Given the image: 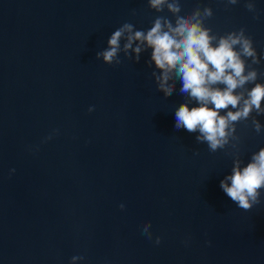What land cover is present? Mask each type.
<instances>
[{
    "label": "water",
    "instance_id": "95a60500",
    "mask_svg": "<svg viewBox=\"0 0 264 264\" xmlns=\"http://www.w3.org/2000/svg\"><path fill=\"white\" fill-rule=\"evenodd\" d=\"M198 3L214 32L244 27L264 55V0L258 18L244 0L183 10ZM162 14L147 0H0V264H264V196L238 208L220 188L231 146L212 153L174 127L179 82L157 90L151 50L96 59L123 22ZM237 133L246 163L264 132Z\"/></svg>",
    "mask_w": 264,
    "mask_h": 264
},
{
    "label": "clouds",
    "instance_id": "9594fccd",
    "mask_svg": "<svg viewBox=\"0 0 264 264\" xmlns=\"http://www.w3.org/2000/svg\"><path fill=\"white\" fill-rule=\"evenodd\" d=\"M239 2L226 0L225 7ZM244 7L258 18L256 0H244ZM147 8L156 13L167 10L170 15L154 16L148 28L137 29L133 23L123 22L108 37L107 46L96 52V59L119 65L123 53L139 63L142 53L151 50L146 64L153 69L157 90L169 97L179 82V94L185 97L174 109V127L197 133L196 142L207 144L209 152L231 146V172L220 181V188L238 208L251 210L264 196V146L253 151L245 163L237 125L243 122L257 134L264 132V124L257 118L264 115V72L255 67L264 55L257 52L244 27L214 32L207 23L214 15L210 5L198 3L185 11L183 0H147ZM131 14L135 16L136 10ZM94 108L89 106L88 111ZM150 223L142 233L151 240ZM160 241L157 236L155 243ZM84 258L73 255L71 264Z\"/></svg>",
    "mask_w": 264,
    "mask_h": 264
}]
</instances>
